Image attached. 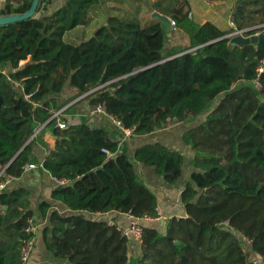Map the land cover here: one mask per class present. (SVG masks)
<instances>
[{"label": "trees", "instance_id": "obj_1", "mask_svg": "<svg viewBox=\"0 0 264 264\" xmlns=\"http://www.w3.org/2000/svg\"><path fill=\"white\" fill-rule=\"evenodd\" d=\"M142 1L109 7L79 43L65 35L93 21L99 0H65L38 17L51 4L40 0L33 17L0 26V180L38 165L35 149L41 146V168L65 181L51 197L69 209L60 213L46 201L35 207L24 187L0 190V264H23V229L37 214L49 219L41 229L46 249L70 264H252L255 253L264 256V70L258 74L264 40L233 45L228 36L235 29H250L247 35L262 30L264 0H235V26L227 30L195 22L188 0H153L148 11L168 16L187 34L183 48L168 46L169 36L153 17L141 24ZM32 2L8 3L0 16L24 14ZM80 104L118 129L121 139L87 121L72 122L67 114ZM97 105L133 129L132 135L125 138L111 119L92 114ZM203 115L182 134L194 151L181 198L186 217L170 218L164 230L142 223L136 240L109 221L85 215L158 218L157 195L137 166L151 167L173 185L182 176L184 154L153 142L130 156L120 145L163 130L171 120L194 123ZM226 220L234 229L223 226ZM235 230L253 239L252 248L243 246Z\"/></svg>", "mask_w": 264, "mask_h": 264}, {"label": "crops", "instance_id": "obj_2", "mask_svg": "<svg viewBox=\"0 0 264 264\" xmlns=\"http://www.w3.org/2000/svg\"><path fill=\"white\" fill-rule=\"evenodd\" d=\"M51 4L47 9H43L42 12L38 14V17L42 16V13L51 14L61 8L65 0H50ZM101 3V9L105 12V18L108 16V8L109 2L116 0H99ZM136 1V0H131ZM211 4H216L211 1ZM12 3L14 6H18L22 3V0H0V10L5 7L6 4ZM233 7V5H232ZM198 8V7H197ZM228 9V7H226ZM230 13L232 8L230 7ZM203 14H206V11L203 9H196V6L193 7L192 11V19L198 24H203L207 21H210L220 27L222 26L217 21L212 19L203 20ZM89 107L86 104H80L78 106V110H75L73 113L67 114L69 119L72 122H85L87 121L92 126L104 128L106 132L114 139L120 140V132L118 129L114 128L109 124V122L100 117H91L89 116ZM183 127V125H181ZM193 127V125L191 126ZM188 127V128H191ZM188 128H164L163 130L156 131L146 136H136L135 138L127 139L123 141L120 145V149L122 151H126L130 156L134 155L135 150L146 144L153 142H161L168 146L169 148L179 150L184 154L185 164L183 167V172L181 178L177 181V183L170 185L164 181V179L155 174L151 167L146 166H137L138 173L145 180L146 184L156 193L158 200V211H159V219L149 220V221H141V223L146 226L158 227L161 230H164L167 221L172 217H186L187 211L185 206L182 203V192L184 190L185 185L191 181V174L193 171V167L191 166V162L194 157V151L191 146H187L182 140V134ZM51 143H53V139L47 138ZM36 152L39 158V164L36 165L33 169H28L23 172V174L18 177L12 179L7 187L14 189L19 187L27 188L31 191L32 201L34 206H38L39 203L46 201L51 205V209H56L60 213L66 214L69 212V209L62 204L61 202L54 200L51 197V192L53 188L60 185V182L55 180L51 174L45 169L41 168L45 157V149L41 146L36 147ZM89 219L95 220H104L109 221L110 225H117L120 229H127L129 220L126 214L117 213V212H109L105 214H93L86 213L85 214ZM37 219L34 221L38 225V233H37V241L34 254L31 258V261L28 264H70L66 260H59L55 258V256L50 253L44 244L41 229L49 224V219H43L39 217V214L35 216Z\"/></svg>", "mask_w": 264, "mask_h": 264}, {"label": "built area", "instance_id": "obj_3", "mask_svg": "<svg viewBox=\"0 0 264 264\" xmlns=\"http://www.w3.org/2000/svg\"><path fill=\"white\" fill-rule=\"evenodd\" d=\"M173 23L175 24L174 21H173ZM230 24H231V27L235 26V23L233 22V20L230 21ZM260 28H263V29L256 31L254 34H251V35H258L261 32H264V25H261ZM249 30L250 29H235L228 36L231 38L234 36H239V35L250 36V35H247ZM263 70H264V58H262L259 62L258 74L263 72ZM64 109L55 112L53 117L58 116ZM91 113L97 114V115H102V116H105L106 118L111 119L112 122L117 127H119L121 130H123V132L125 134V138H128L132 135L133 129L124 128L121 121L119 119H117L116 117L111 116L106 111L104 106H102V105L94 106L91 110ZM57 125H59L61 128L66 127V124L64 122H62L61 120H58ZM103 151L107 154H110L109 151L106 149H103ZM35 167L36 166L34 164H27L25 166V170L33 169ZM0 176H1V174H0ZM12 179H14V177H9L7 179L0 180V190L5 189L6 186L9 184V182ZM64 183H65L64 180L60 181V184H64ZM126 215H127L128 220H129V224H128L127 229L122 230L123 234L129 238H134L136 240H140L142 237V231H143V227H144L141 223V219L136 218L135 216H133L131 214H126ZM154 219L158 220L159 218H154ZM154 219L150 218V217H145L143 220L149 221V220H154ZM222 224L224 227H230L231 229H234L230 226L229 220H226ZM23 231H24V235L21 238L20 257H21V261L23 262V264H28L31 261V258L34 254V251H35L36 241H37V233H38V225L31 218L28 220V224L24 227ZM236 233L239 237L240 242L243 244V246L245 248H252V245H253V239L252 238H250L247 234H245L242 231H236ZM252 264H264V256L259 254V253H255L252 257Z\"/></svg>", "mask_w": 264, "mask_h": 264}, {"label": "rangeland", "instance_id": "obj_4", "mask_svg": "<svg viewBox=\"0 0 264 264\" xmlns=\"http://www.w3.org/2000/svg\"><path fill=\"white\" fill-rule=\"evenodd\" d=\"M117 2L115 3V1H111L109 2V6H114V5H118L121 3H124L125 0H116ZM153 0H143L142 1V7L139 10L140 14V20H141V24L142 25H146L147 23L150 22L151 18H152V14L148 11V7L151 6V2ZM190 3V7H191V13L190 15H192V11H193V7L196 6V9H203L204 11H206V14H203V20H207V19H212L214 21H217L218 23H220V25L222 26V28H224L223 30H227L228 28H233L231 27L230 21H232V17H231V13H230V7L232 8V5L234 4L235 0H211L213 2H215L216 4H211L210 0H188ZM99 6L100 8H95L94 11L92 12V18L93 21L88 25V26H80L78 28H76L75 31L73 32H69L67 33V35H65V38L68 37L69 40L74 41L75 43H79L80 41H82L83 39H86L93 31V29H95L94 26H96V24H100L102 23V21L105 18V12L102 11L101 9V3L99 1ZM144 5V6H143ZM198 7V8H197ZM226 7H228V9H226ZM127 10H131V5H127L126 6ZM108 14H109V8H108ZM264 33V32H261ZM169 46L170 45H174L177 46L179 48H183V47H187L189 45V39L187 34H185L182 31L176 30L175 33L169 37ZM203 115L202 117H199L195 120L194 123H180L177 120H171L168 123L167 127L170 128H188L191 127L192 125H196L198 124L201 120L204 119ZM183 125V127L181 126ZM166 127V128H167ZM234 208H237L239 210L238 205H234ZM247 209L249 210V206H246ZM233 209H231L230 213H233ZM236 215V214H235ZM241 216H245V212L242 215L237 214L236 215V219L234 221L235 225H237V222L240 220L239 217ZM120 229V228H119ZM123 230V229H121Z\"/></svg>", "mask_w": 264, "mask_h": 264}, {"label": "water", "instance_id": "obj_5", "mask_svg": "<svg viewBox=\"0 0 264 264\" xmlns=\"http://www.w3.org/2000/svg\"><path fill=\"white\" fill-rule=\"evenodd\" d=\"M39 2H40V0H33L30 9L24 14L0 16V26L1 25H7L10 23H14L17 21H21V20L33 17L36 10H37ZM152 17H153V19H155L156 21H158L161 24L162 29L165 31V33L169 37L175 33V31H176L175 24L173 23L171 18H169L166 15L160 14L159 12H153ZM263 40H264V33H260L258 35H250V36L239 35V36H234L231 38V44H233V45L234 44H249V43L255 44V43H257L259 41H263ZM168 46H169V44H168ZM40 129H38L34 133L33 136H35Z\"/></svg>", "mask_w": 264, "mask_h": 264}]
</instances>
